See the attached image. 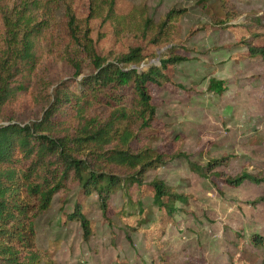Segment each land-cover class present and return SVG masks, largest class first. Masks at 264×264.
<instances>
[{
    "label": "rangeland",
    "instance_id": "374dc122",
    "mask_svg": "<svg viewBox=\"0 0 264 264\" xmlns=\"http://www.w3.org/2000/svg\"><path fill=\"white\" fill-rule=\"evenodd\" d=\"M88 1L65 0L82 25ZM65 2L57 1L58 20L63 18ZM14 3L0 0V14ZM134 7L145 9L156 22L171 7H187L169 38L163 35L159 43L138 32L110 29L97 47L111 56L141 43L148 55L141 67L157 63L172 44L187 55L175 64L170 81L151 84L157 106L154 125L162 135L150 143L168 148L173 136L181 133V149L190 156L152 168L145 178L163 179L172 190L188 194V202L177 201V210L171 213L159 210L147 196L149 222L143 223L127 209L117 212L126 200L118 194L111 199L114 225H110L93 194L89 215L94 232L84 240L80 222L65 220L60 209L64 196L58 193L36 218L37 244L52 251V257L36 264H264V250L251 242L252 233L264 234V180L236 186L213 172L235 176L247 169L264 174V58L249 50L252 44L264 43V0H117L120 12ZM91 25L98 35L99 21L92 20ZM72 75L68 61L57 60L44 49L35 92L46 97L59 80ZM213 77L226 80L227 89L219 93L210 88ZM45 97L14 103L7 111L17 120H32L41 115ZM220 157L226 164L212 171L201 173L196 168ZM68 195L65 208L72 210L74 190Z\"/></svg>",
    "mask_w": 264,
    "mask_h": 264
},
{
    "label": "trees",
    "instance_id": "16d2710c",
    "mask_svg": "<svg viewBox=\"0 0 264 264\" xmlns=\"http://www.w3.org/2000/svg\"><path fill=\"white\" fill-rule=\"evenodd\" d=\"M57 1L15 0L0 14V264H36L52 257V251L37 244L36 218L58 193L64 196L60 209L65 220L80 222L84 240L94 232L89 215L93 194L110 225H114L111 199L118 194L126 200L117 212L127 209L143 223L149 222L147 196L159 210L171 213L177 210V201L187 203L189 198L163 179L145 178L152 168L190 156L181 149V133L173 136L168 148L150 143L162 135L154 125L157 106L151 84L170 81L175 64L187 55L172 44L157 63L141 67L148 56L141 43L111 56L97 47L110 29L138 32L159 43L163 35L169 38L187 7H171L156 22L145 9L120 12L117 0H89L82 25L65 0L63 18L56 19ZM95 19L98 35L91 25ZM44 49L74 68V75L59 80L46 97L37 95L34 85ZM249 50L264 58V43L252 44ZM209 86L219 93L227 89L226 80L215 77ZM42 97L45 106L37 118L24 122L7 111L14 103ZM224 160L211 159L196 168L206 173L226 164ZM213 172L236 186L264 180V174L247 169L235 176ZM72 190L74 206L67 210L65 202ZM251 242L264 250V234L252 233Z\"/></svg>",
    "mask_w": 264,
    "mask_h": 264
}]
</instances>
